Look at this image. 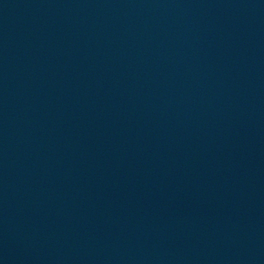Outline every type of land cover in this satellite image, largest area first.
<instances>
[{"label": "water", "instance_id": "obj_1", "mask_svg": "<svg viewBox=\"0 0 264 264\" xmlns=\"http://www.w3.org/2000/svg\"><path fill=\"white\" fill-rule=\"evenodd\" d=\"M0 264H264V0H0Z\"/></svg>", "mask_w": 264, "mask_h": 264}]
</instances>
